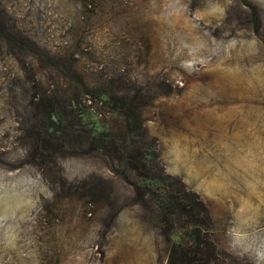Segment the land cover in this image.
I'll list each match as a JSON object with an SVG mask.
<instances>
[{
  "label": "rangeland",
  "instance_id": "obj_1",
  "mask_svg": "<svg viewBox=\"0 0 264 264\" xmlns=\"http://www.w3.org/2000/svg\"><path fill=\"white\" fill-rule=\"evenodd\" d=\"M163 194L264 264V0H0V264H167Z\"/></svg>",
  "mask_w": 264,
  "mask_h": 264
},
{
  "label": "trees",
  "instance_id": "obj_2",
  "mask_svg": "<svg viewBox=\"0 0 264 264\" xmlns=\"http://www.w3.org/2000/svg\"><path fill=\"white\" fill-rule=\"evenodd\" d=\"M135 189L140 201L145 202L147 192L139 185ZM160 202L174 209L170 212L165 210L161 216L166 237L171 242L167 264H221L211 219L195 206L186 207L178 195L163 194ZM177 212L186 224L185 232L177 240H172L171 235L181 220Z\"/></svg>",
  "mask_w": 264,
  "mask_h": 264
}]
</instances>
